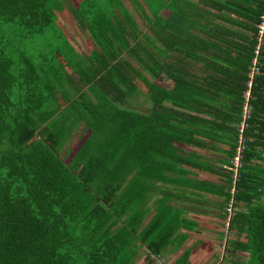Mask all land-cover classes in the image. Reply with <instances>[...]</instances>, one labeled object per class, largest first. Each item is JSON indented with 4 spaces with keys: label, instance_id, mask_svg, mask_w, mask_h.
<instances>
[{
    "label": "trees",
    "instance_id": "1",
    "mask_svg": "<svg viewBox=\"0 0 264 264\" xmlns=\"http://www.w3.org/2000/svg\"><path fill=\"white\" fill-rule=\"evenodd\" d=\"M61 2L0 0V264H134L182 245L189 212L264 264V0H130L145 29L120 0H81L89 50L31 47Z\"/></svg>",
    "mask_w": 264,
    "mask_h": 264
},
{
    "label": "crops",
    "instance_id": "2",
    "mask_svg": "<svg viewBox=\"0 0 264 264\" xmlns=\"http://www.w3.org/2000/svg\"><path fill=\"white\" fill-rule=\"evenodd\" d=\"M73 1V0H72ZM81 1V0H76ZM123 1V0H120ZM130 1V0H129ZM141 1V0H138ZM123 3V2H122ZM124 5V3H123ZM125 6V5H124ZM163 11H167L165 14L169 13L168 9L161 11V15L166 16ZM162 188H169L168 184H158ZM172 188V187H170ZM163 194L159 188L152 191L149 204L152 208L154 203L152 201ZM189 214L198 221L196 230H189L187 239L177 248H172L170 245L165 247L159 254L149 253L148 249L144 246H140L137 254L134 258V264H172L173 261L182 253V251L191 247L189 256L186 263L184 264H220L217 259L224 260L225 256L228 258L226 264H240V261L244 260L246 253L236 252L231 253L229 250H225V253H220L218 257V246L224 245L223 239L225 233H222L221 225L219 219L212 214ZM220 226V228H219ZM222 238V239H221ZM221 240V244L220 243ZM204 247V248H202ZM208 249V250H207ZM244 254V257H241Z\"/></svg>",
    "mask_w": 264,
    "mask_h": 264
},
{
    "label": "rangeland",
    "instance_id": "3",
    "mask_svg": "<svg viewBox=\"0 0 264 264\" xmlns=\"http://www.w3.org/2000/svg\"><path fill=\"white\" fill-rule=\"evenodd\" d=\"M147 1H149L150 6H153V8H157L159 7V5H162L163 2H166V0H141L139 2L144 5L145 2L147 3ZM77 2L78 1L76 0H63V2H61L59 7L55 10L58 18L56 17L55 23L52 25V27L44 30L43 32L35 33L34 35L27 38V42L30 43V46H41L42 48H48L56 45L57 43H62L64 38H67L75 48L76 46H78L82 50H89L92 45L91 40L89 39L87 32L77 22L74 15V10L71 8V6H73L72 4H76ZM122 2L124 3L126 9L135 17L137 23L141 26V28L145 29V25H143V23L141 22L140 16H138L133 10L131 2L129 0H123ZM164 9H168L166 5H164L161 11ZM161 11L159 12V14H161ZM166 12L163 11L162 14L166 15ZM60 31L62 32L59 35L58 32ZM130 100L138 107H143L147 104L146 95L143 92L139 91L135 92L131 96ZM221 229L224 230V226H221ZM220 253H225L223 245L218 246L217 258H219ZM241 257H244V254ZM224 258V260L217 259V262H219L220 264H226L228 258L226 256ZM202 264H204V262H202Z\"/></svg>",
    "mask_w": 264,
    "mask_h": 264
},
{
    "label": "built area",
    "instance_id": "4",
    "mask_svg": "<svg viewBox=\"0 0 264 264\" xmlns=\"http://www.w3.org/2000/svg\"><path fill=\"white\" fill-rule=\"evenodd\" d=\"M257 26H258V29H257V34H256V43H255V46H254L255 56L253 57V59L251 61V65H250V69H249V77L250 78L248 80V84H250V82H251L250 79H251L253 73L255 71H257V69H258V66L256 64V55L258 53L259 46L261 45V43L263 41V38H264V11L260 14V21L257 24ZM244 96H245V101H244L243 106H242V116L246 117L247 114H248V109H249L248 103L246 101L247 96H248V90H246L244 92ZM242 125H244L243 121H241V126ZM233 163H234V165L238 164V157L237 156H234ZM227 210L230 213V210H231L230 204H228Z\"/></svg>",
    "mask_w": 264,
    "mask_h": 264
}]
</instances>
